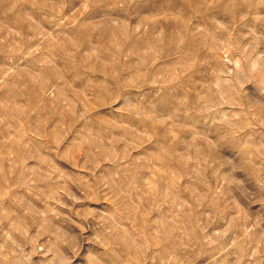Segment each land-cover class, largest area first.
Masks as SVG:
<instances>
[{
	"label": "rangeland",
	"instance_id": "374dc122",
	"mask_svg": "<svg viewBox=\"0 0 264 264\" xmlns=\"http://www.w3.org/2000/svg\"><path fill=\"white\" fill-rule=\"evenodd\" d=\"M0 264H264V0H0Z\"/></svg>",
	"mask_w": 264,
	"mask_h": 264
},
{
	"label": "bare ground",
	"instance_id": "6f19581e",
	"mask_svg": "<svg viewBox=\"0 0 264 264\" xmlns=\"http://www.w3.org/2000/svg\"><path fill=\"white\" fill-rule=\"evenodd\" d=\"M105 24V23H104ZM106 25V24H105ZM116 29V28H115Z\"/></svg>",
	"mask_w": 264,
	"mask_h": 264
}]
</instances>
